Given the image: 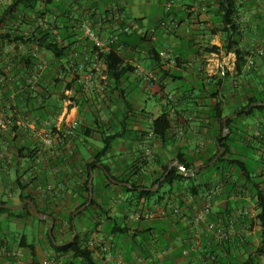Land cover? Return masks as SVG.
<instances>
[{
	"label": "crops",
	"instance_id": "0c3cea01",
	"mask_svg": "<svg viewBox=\"0 0 264 264\" xmlns=\"http://www.w3.org/2000/svg\"><path fill=\"white\" fill-rule=\"evenodd\" d=\"M52 1L55 6L43 5V9L49 11L45 18L56 17L59 29H70L74 40L71 45L63 43L70 45V53L61 63L36 45L1 41L6 33L13 37L29 36L36 27L34 16L19 15L0 27V114L10 120L9 124L0 127L2 200L17 204L22 194H31L39 208L56 215L69 214L85 196L80 189L90 164V170L93 167L102 169L100 166L106 164L111 175L138 180L144 175L155 176L160 169L161 165L154 159L146 160L149 149H153L159 161L168 162V165L177 160L178 153L185 154L187 159H196L197 152L207 156L217 132L212 107L222 102L223 113L227 108V112L237 114L233 117L237 118L238 110L252 98L264 97V53L257 52V48L264 45V0H233L238 9L234 19L238 30L233 33L235 45L231 51L223 48L226 45L224 25L218 13L222 0ZM12 2L0 0V16L2 6ZM123 18L135 20L147 41L138 42L135 35L124 34L121 31L125 24ZM87 21L102 39L116 37L123 45L120 50L124 52L127 72L116 83L99 80L84 89L86 73L73 68L81 58H89L92 51L84 36ZM212 46L221 50L212 53ZM236 49L247 53L240 71L235 70ZM163 52H168L170 58L165 59ZM27 54L36 56L38 65L44 63L55 68L54 71L62 72V82L53 88V97L44 109L43 98L37 95L38 79L43 71L35 79L36 67L31 73L26 70L22 58ZM148 74L153 79L147 80ZM99 84H105L103 91L97 88ZM78 91L81 95H77ZM151 96L158 99L160 105L149 112L146 99ZM249 107L246 112L254 108ZM163 112L170 113L172 120L165 142L147 136L152 121ZM249 117L252 118L250 122L236 120L237 128L247 132L244 135L237 129L235 133L241 134L237 144L253 148L252 159L258 162L263 149H259L254 137L262 138L264 131L261 112ZM114 119L119 120V125L114 124ZM125 119L126 129L122 127ZM46 123L53 127L51 133L46 130ZM115 134L120 137L112 144L103 164L94 162L95 152L102 146V136ZM80 147L85 148L86 154ZM242 153L246 152L239 148L237 154ZM254 170L256 175L262 174L259 180L264 188V171L259 165ZM93 176L99 181L93 197L104 213L92 223L95 225L93 231L87 229L91 223L89 216L75 220V226L81 240L87 244L95 243L89 248L95 250L96 264H264V254L252 255L262 239L256 218L259 210L250 193L245 192L239 197L238 191L234 195V225L224 227L231 231L228 241L218 244L214 233L205 228L197 250L184 257L183 249L195 238L190 209L185 211V220L172 215L142 221L130 218L139 207L159 210L169 200L179 204L178 198L172 195L159 201L142 199L136 202L134 196L122 189L124 187L107 186L99 178L98 170L93 171ZM208 178L215 180L214 173L210 172L200 180L203 183ZM186 186L178 195L183 194V198L189 200L191 194L185 192ZM203 191L200 190L201 195ZM223 205L222 199L215 202V221L222 219ZM245 210L250 213L241 215ZM100 211L98 206L92 209L95 214ZM105 214L127 229L121 234L105 233ZM0 219L8 220L5 215ZM22 222L32 224L33 219L28 217L21 222L10 219L3 231L0 264H28L31 259L20 247L23 238L26 244H31L21 233ZM12 225L21 236L10 242L8 236L13 233ZM48 228L49 225L40 224L41 243L34 245L39 264L57 260L46 242ZM100 245L108 248L111 258ZM14 253L16 255H12ZM159 253L164 254L161 259L157 258ZM63 261L59 259L58 262Z\"/></svg>",
	"mask_w": 264,
	"mask_h": 264
},
{
	"label": "trees",
	"instance_id": "16d2710c",
	"mask_svg": "<svg viewBox=\"0 0 264 264\" xmlns=\"http://www.w3.org/2000/svg\"><path fill=\"white\" fill-rule=\"evenodd\" d=\"M53 5L55 6V2L52 0H13V2L9 5H3L2 6V14L0 16V27L2 24L8 23L9 21H13L15 18H18L19 15H22L23 17H29L32 18L33 16L36 18L35 22H37V19L39 18H45V15L49 13L48 10L43 9V5ZM237 7L235 6V3L233 0H222L221 5L218 7V13L222 17V24L224 25V29L222 31L225 34V42L226 45L223 46V48L227 49L228 51H231V48L233 45H235L234 41H232V38L234 37L233 33H235L238 30V27L234 23V19L237 15ZM29 15V16H28ZM59 29V27H58ZM221 31V30H220ZM128 37L135 35L138 42H146L147 37L144 35L139 34L136 30H132L130 33H124ZM59 35L61 38V41H58L49 30L44 28H37L35 27L34 31L29 35H15L14 37L10 33H6L1 37V41H9L14 43H23V44H31L36 45L44 52H47L50 54L53 60L57 62H62L64 59L69 57L70 53V45L72 42L74 43V40L71 36L70 29L66 28L65 30L59 29ZM88 41V40H87ZM68 42L67 46H64L63 43ZM122 43L119 41V39L116 40V42L111 46V49L109 52L101 53L98 56V59L101 60L106 68L101 76H99V80L104 83L105 81L112 80L114 83L118 82V80L122 79L125 72H127L124 62V56L121 52L120 48L122 47ZM91 54L89 58H81L79 62H84L85 59H88L91 61V64L95 61H93L94 55H95V49L91 46ZM221 50V48L217 46H212L210 48V52L212 53H218ZM236 54V64H235V70L240 71L241 68L245 64V57L247 56L246 52L235 50ZM37 57L31 54H27L22 58V62L25 65V68L28 72H33L34 68L38 67L37 64ZM90 65V64H89ZM55 68H52L51 66H45L43 70V75L38 79V87L39 90L37 91V95L43 98V109L46 106V103L51 101L54 92H52L53 88L59 87V85L62 82V72L58 70V72L54 71ZM37 73V70L34 71V74ZM67 89H70L69 86H67ZM77 95H81V92L78 91ZM253 103H264V97H256L252 98L244 107H242L240 110H238V117L241 116H251L256 112H261V125L264 127V106H258L254 107L248 112L245 111L251 104ZM223 103L217 102L212 107V112L214 113V119L215 124L217 128V132L214 136V141L212 144V149L209 152L207 156H201V152L195 153L197 156L196 159H187L185 157V154L178 153L175 157L182 165H184L187 169V171H192L196 167L205 165L210 163L217 153L219 152L217 141L221 138L223 134V122H224V113H223ZM125 106H129L128 103H125ZM45 118L43 113V119ZM236 118H231L227 121V127L229 129V134L221 139V146L225 150V153L210 167L206 169H202L196 176L194 177H185L180 170L177 168H173L168 175L165 176L167 170H168V162L162 163L159 161L160 159L157 158V155L154 154L152 160L154 159L155 163H159L160 169L158 172H156V175H144L142 178H139L138 180H130L128 178H122V177H116L114 175H111L115 180L123 183H130L134 189L130 188H122L126 193L130 194L131 196H134L136 202H139L140 200L144 199L146 202L152 201L153 197H155L163 188V186H168L169 191H167L162 196H159L157 199H154L156 201H159V199L164 198H170L172 195L178 198L179 200V206H184L185 199L182 195H178V193L182 192L183 184L187 183V187L185 189V192L192 194L194 197H199L200 190H206L213 185H215L219 181L224 182V189L222 196L219 199H222L224 201V214L222 216V219L218 222L223 227L228 226V221L233 216L232 206H234L236 203L233 200L234 195L236 192H240L239 197L245 194V192L250 193L251 197L254 199L256 203V207L259 210L258 215L256 216L257 221L260 225V237L262 239L260 245L256 249L255 253L252 255H258L264 254V188L262 187V184L259 180V177L262 176V174L256 175L255 170L249 168L247 162L244 158H247L246 154H237V150L241 147L237 144V142L241 139V134L238 135L235 132L237 129H239L244 135L247 134L246 131L243 129L237 128L236 125ZM126 119L124 123H122V127L125 128L126 125ZM171 116L168 112H163L158 116L156 119L152 121L151 128L154 130V139H159L163 142H165L168 139L169 131L172 128L171 124ZM150 130V129H149ZM236 135V137H233V135ZM262 138L254 137V139L259 143L260 148L263 149L261 151L260 159L257 163V165L260 166V168L264 171V131L261 132ZM119 135H103L102 136V146L95 152L94 156V162H98L100 164H103V160L107 157L112 144L114 141L119 138ZM242 143V141H241ZM245 148H248L247 146ZM251 152L253 148L250 147L249 149ZM252 156V154H251ZM104 168L110 173V168L103 164ZM92 164H90L86 171H85V177L83 184L81 185V193H84L85 196H83V199L81 202L69 213V214H63V215H56L53 213L48 212L47 210L39 208L36 199L31 194H22L19 198V202H22L27 199H31L38 211L42 214H48L52 216L55 220V225L53 228V236L55 239V242L52 241L48 234V229L46 231V242L49 245V248L52 252H54L57 256L56 262L59 261V259H64L63 264H96L93 258V254L95 250H91L89 248V244L87 242L81 240L79 234L77 235L74 242L66 245V246H59L55 243H64L71 239L73 235V213L80 208L81 206L85 205L89 198V188H88V182L90 179V167ZM98 170L99 178L106 182L107 186H113L114 184L108 179V177L105 175L103 169H99L97 167H93V171ZM203 170H206V173L209 174L210 172L214 173L215 180L207 179L205 182L197 183V177H199ZM134 176V174H131ZM162 178L164 180L162 181ZM97 179L94 177L93 180V196L95 194V186ZM158 184V189L155 192H151L148 189L153 188L155 185ZM21 185V184H20ZM23 186H21L22 188ZM138 188H145L146 190H138ZM203 191V192H204ZM237 198V197H236ZM235 198V199H236ZM218 199V200H219ZM240 199V198H237ZM240 202V201H239ZM131 203V201H130ZM14 202L8 201V200H2L0 199V205H12ZM137 205V204H136ZM98 206L100 208V213H92V209ZM90 212L88 220L91 223H94L96 217L100 216L102 217V214L104 213L103 207H100L98 203L96 202L95 198L93 197L92 203L89 207L85 208L82 212H80L75 220L79 219L84 213ZM102 213V214H101ZM2 215H5L8 220H5L6 225L4 226L3 221L0 219V248L3 246V231L6 230V226L10 219L18 220L21 222V220H24L28 217H31L32 219H37L33 216L31 209L29 206H25L23 209L19 211H11L8 209H1L0 210V218ZM172 214H170L171 216ZM106 217V226L103 227V231L105 233H114V234H121L123 233L127 228L123 224H119L116 222L115 219L111 218L107 214H105ZM41 223L49 225L48 220H39ZM144 219L134 220V221H142ZM148 220V219H145ZM210 221H215L213 217L209 218ZM217 222V221H216ZM23 224V222H22ZM65 227V228H64ZM63 228L65 231H63ZM78 231V230H77ZM24 241L20 243V247L25 249V251L28 252L31 259L28 260V264H39L37 260V254L35 251V246L33 244H26L25 238H23Z\"/></svg>",
	"mask_w": 264,
	"mask_h": 264
},
{
	"label": "built area",
	"instance_id": "2783aa9c",
	"mask_svg": "<svg viewBox=\"0 0 264 264\" xmlns=\"http://www.w3.org/2000/svg\"><path fill=\"white\" fill-rule=\"evenodd\" d=\"M124 26L121 28V31L123 33H130L133 29L136 30L139 34H143L142 30L138 28L137 23L135 20L129 19L125 20ZM163 25H166V23H163ZM37 28H44L51 32V34L58 40L61 41L60 35H59V29H58V21L56 17H51L50 19L47 18H39L36 23ZM84 36L85 38L90 42L91 46L96 50L95 55L93 58V62L91 64V61L88 59H85L84 62H78L77 66L73 65L74 70L82 72L84 71L86 73L84 81H83V88L89 89L91 85L97 84L99 81V76H101L106 68L105 64L98 59V56L101 53L109 52L111 49V46L116 42V37H111L109 39H102L99 34L93 29L90 22H86L84 24ZM257 52L260 54L264 53V45L259 46L257 48ZM162 56L165 59L170 58V54L168 52H163ZM90 64V65H89ZM249 64L252 65L253 61L250 60ZM45 64H39L37 67V75L34 76L35 79L39 77L41 72L44 70ZM147 80L153 79V76L151 74L147 75ZM97 88L100 91H103L105 89V84H99L97 85ZM10 123V120L6 118L4 114H0V127H4L7 124ZM56 127V125H54ZM46 130H48L49 133L52 132L53 127L50 123H46L45 125ZM150 139L154 138V130L153 128H150L148 135ZM48 142H51L49 139ZM154 155L153 149H149L146 152V160L150 161L152 160ZM224 189V182L219 181L212 187L206 189L203 192V195L199 197H194L192 194L189 197V200H184V206H179V204H173L172 201H168L165 205H163L159 210H153V209H144L143 207L137 208L134 213L131 215L132 220H139V219H154L157 216L161 217H167L170 214L172 216H175L177 218H180L181 220H185L187 218L186 210L190 209L191 213V225L194 228V234L195 238L193 239L194 242L189 247H185L182 251V255L184 257H188L191 252H195L197 248L200 245V236L203 231V229H208L209 231L214 233V240L218 244H223L226 241L230 239V232L227 231L221 224L218 223V221H210L209 218L214 216V204L215 202L222 196ZM183 195V194H182ZM221 200V199H219ZM250 212L248 210H245L241 213V215H247ZM235 218L232 217L228 221V226L232 227L234 225ZM91 247L95 246L94 242H90L89 244ZM103 252H106L108 257H112L111 253L108 252V248L106 246L100 245ZM12 255H16L15 253ZM163 253L157 254V258L161 259L163 257ZM51 264H63L62 262H53L51 261Z\"/></svg>",
	"mask_w": 264,
	"mask_h": 264
},
{
	"label": "water",
	"instance_id": "95a60500",
	"mask_svg": "<svg viewBox=\"0 0 264 264\" xmlns=\"http://www.w3.org/2000/svg\"><path fill=\"white\" fill-rule=\"evenodd\" d=\"M258 106H264V103H253V104L250 105L249 109H251L252 107H258ZM235 115H237V114H232L229 117L224 118L223 134H222L221 138L217 141V146H218L219 152L217 153L215 158L210 163L198 166L192 171H187L186 167L184 165H182L178 160H173L168 165V170H167L165 176L168 175L173 168H177L178 170H180L182 172V174L185 177H188V178L189 177H194L202 169H206V168L210 167L211 165H213L225 153V150L221 146V139L226 137L229 134L230 131H229L228 127H227V121L229 119L233 118ZM100 167L104 170L105 175L108 177V179L113 184H115L117 186H122V187H125V188L134 189L130 183H123V182H119V181L115 180L111 176V174L103 166H100ZM90 171H91L90 172L91 174H90V179H89V182H88L89 198H88V201H87V203L85 205L81 206L80 208H78L73 213V216H72V219H73V235H72V237H71V239L69 241L64 242V243H55L56 245L66 246V245L74 242L76 237H77V235H78V231H77V228L75 226V218L85 208L89 207L91 205V203H92V200H93V178H94L93 169H91ZM163 180H164V178H162V181ZM157 188H158V184L155 185L153 188L148 189V190L151 191V192H155L157 190ZM138 190L141 191V190H146V189L145 188H138ZM25 206H29V208L31 209V212H32V214H33V216L35 218H37L39 220H48L49 221L48 234H49L50 238L52 239V241L55 242V239H54V236H53V228H54V225H55L54 218L52 216L48 215V214L40 213L38 211L35 203L31 199H27V200H24L22 202H19L17 204H12V205H0V210L1 209H8V210H11V211H19V210L23 209Z\"/></svg>",
	"mask_w": 264,
	"mask_h": 264
},
{
	"label": "rangeland",
	"instance_id": "374dc122",
	"mask_svg": "<svg viewBox=\"0 0 264 264\" xmlns=\"http://www.w3.org/2000/svg\"><path fill=\"white\" fill-rule=\"evenodd\" d=\"M1 43H2V42H1ZM199 85H200V84H199ZM144 99H146V98H144ZM146 101H147V103H148V105H147V111H149V112L154 111L155 107H158V106L160 105L159 100H158V99H155V98L152 97V96H151L149 99H146ZM254 114H258V112L255 111ZM224 115H225L224 118L229 117V116L231 115V114H229V113L227 112V108H226V112H225ZM236 119H237L238 121H241V122H250L252 118L249 117V116H241V117H237ZM117 121H119V120L114 119V124H115V125H119L120 122H117ZM94 144H95V142H94ZM100 144H101V143H100ZM100 144H96V145H100ZM101 145H102V144H101ZM101 145H100V146H101ZM200 146H201V145H200ZM201 148H202V147H201ZM80 149L82 150V152H83L84 154H86V153H85V150H84L85 148L80 147ZM241 149H243V152H246L245 154L247 155V158H244V159H245V161L247 162L249 168H251V169H255L256 166H257V163L254 162V158L252 159L251 151H250L249 149L245 148V147H241ZM247 151H248V152H247ZM249 152H250V153H249ZM206 175H207L206 170H203L202 174H201L199 177H197V182H198V183L201 182L200 179L204 178ZM13 177H14V176H13ZM199 180H200V181H199ZM98 182H99V181L97 180L95 183L97 184ZM184 185H187V183H186V184L184 183L183 186H184ZM186 187H187V186H186ZM157 189H158V188H157ZM167 191H169V187L166 186V185L163 186V188H161L160 192H159L155 197H153V199H157L159 196H162V195L165 194ZM89 214H90V212H86V213H84L83 215H84V217H88ZM83 215H82V216H83ZM3 223H4V226H5V225H6L5 221H3ZM40 224H41V222L38 221L37 219H33L32 224H24V223L22 224L21 233L25 234L26 237H27V239H28V241H29V243H31V244H33V245H38V244L41 243V237H40V233H39V227H40ZM14 226H15V225H12L13 233H12L11 235L8 236V240H9L10 242H12V241H14V240H17V239L21 236L20 232H18L17 228H15ZM87 229H89L90 231H93V230L95 229V225L92 224V223H90V224L87 226ZM80 237H82L81 234H80Z\"/></svg>",
	"mask_w": 264,
	"mask_h": 264
}]
</instances>
